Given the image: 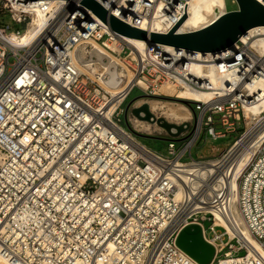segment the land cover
Instances as JSON below:
<instances>
[{
    "label": "built area",
    "instance_id": "built-area-1",
    "mask_svg": "<svg viewBox=\"0 0 264 264\" xmlns=\"http://www.w3.org/2000/svg\"><path fill=\"white\" fill-rule=\"evenodd\" d=\"M36 1L46 2L47 19L34 39L15 45L7 38L28 27L31 1L0 0V16L12 22L0 24V257L7 264H199L176 244L185 226L197 224L215 248L210 264H251L245 234L264 248V137L236 177L199 168H220L241 138L214 160L195 159L191 149L202 130L213 140L238 131L259 101L246 90L264 79V49L252 42L264 30H249L220 52L143 39L137 48L80 2ZM95 1L128 25L166 34L190 0ZM228 12L225 5L216 18ZM154 20L163 31H152ZM91 41L132 74L116 96L102 85L112 83L102 67L108 57ZM91 66L101 73L90 76ZM166 84L211 95L180 99L161 91ZM134 88L144 94L136 106L170 103L190 113L178 120L183 130L167 155L137 137H169L157 123L126 110L128 128L119 123Z\"/></svg>",
    "mask_w": 264,
    "mask_h": 264
},
{
    "label": "bare ground",
    "instance_id": "bare-ground-1",
    "mask_svg": "<svg viewBox=\"0 0 264 264\" xmlns=\"http://www.w3.org/2000/svg\"><path fill=\"white\" fill-rule=\"evenodd\" d=\"M44 3L46 2L31 1L29 3L31 6L29 9L31 22L20 35L12 34L8 36L7 39L12 42V44H20L22 42L32 40L36 37L39 31L38 28L41 27L44 21L47 19V14L45 12V8L43 7ZM224 11V0H190L188 3L186 18L179 25L178 32L184 33L204 28L207 25L211 24L218 14L224 13ZM152 24L154 26V29H158L152 31H163V27L158 20H154ZM257 30H264V26L254 27L250 29L249 33L251 34ZM125 40L126 42H128V44L136 46L137 48H140L144 45L141 39L130 37ZM252 42L255 47L264 49V37H258ZM91 44L96 52H101L108 57V62L102 65V67L106 68L111 74L112 83H102L103 87L112 95H118V93H120L125 88L124 85L120 84L121 78L126 77L130 79L132 76L129 68L126 64H124V61L122 59H119L111 54L100 44L94 41H91ZM108 46L114 50L118 49V46L115 43H110L108 44ZM119 65L123 66V69L119 70ZM84 71H86V73H88L90 76L96 77L97 74L101 73L102 69L100 68V66H91L89 68H85ZM212 80L215 83L217 82L216 78H212ZM161 91L170 96L178 94V98L180 99H190L200 102L206 101L207 98L211 95L209 93H199L189 89L178 90L174 85L170 84L163 85L161 87ZM254 92H257L260 97L258 102H256L252 106H248L246 109L248 119L250 120V124H252L248 128L247 133L234 146L232 151L225 157V159L223 160L225 161V163H223L220 168L209 164L199 168V171L208 172L213 170L219 171L220 169H222L226 173L229 172L230 176L236 177V175L240 173L246 162L251 158L253 151L258 146L260 140L264 137V117H261L264 113V79H256L254 80V83L248 85L246 93L251 94ZM147 104L149 105L150 111L152 113H154L155 110L159 109L161 110L160 114L164 116V118H167L169 122H172L174 124H178V120L190 118L189 111L182 105H174L170 103L158 104L154 102H150ZM143 127L145 128V130L149 129V126L147 124H143ZM192 169V167H186L185 172H192ZM245 241L246 243H249L253 246V248L250 249V255L248 256V260L250 261V263L264 264V248L260 245V243L255 241L247 233L245 234ZM0 264L7 263L0 257Z\"/></svg>",
    "mask_w": 264,
    "mask_h": 264
},
{
    "label": "water",
    "instance_id": "water-1",
    "mask_svg": "<svg viewBox=\"0 0 264 264\" xmlns=\"http://www.w3.org/2000/svg\"><path fill=\"white\" fill-rule=\"evenodd\" d=\"M75 1L88 7L111 27L112 31L127 37L149 40L152 43L171 45L194 52H220L234 45L250 29L264 26V5L257 0H236L237 9L220 15L206 27L179 33L178 27L186 18L184 5V13L166 34L145 31L128 25L111 15L95 0ZM137 101L138 99L129 102L125 109L126 112H130L139 120L157 123L171 137H176L183 130L182 125L170 123L164 118H156L146 102L136 106ZM172 129L177 132H173ZM176 244L199 264H210L214 259L215 248L205 240L202 229L197 224L185 226L178 234Z\"/></svg>",
    "mask_w": 264,
    "mask_h": 264
},
{
    "label": "rangeland",
    "instance_id": "rangeland-1",
    "mask_svg": "<svg viewBox=\"0 0 264 264\" xmlns=\"http://www.w3.org/2000/svg\"><path fill=\"white\" fill-rule=\"evenodd\" d=\"M224 3L228 11L237 9V4L235 0H224ZM2 23L12 25V22L8 15H5L4 17L0 16V24ZM21 28L23 29V27ZM118 67H119L118 68L119 70L123 69L122 68L123 66L119 65ZM143 95L144 94L142 93L141 90L134 88L130 92L128 97L126 98L125 102L123 103L122 105L123 112H121L119 116L120 118L119 123L125 128H128L126 121H125V115H124V110L126 109V106L132 100L139 99ZM261 117H264V113L262 114ZM249 124H250V120L247 118L246 120L243 121V125L238 131L234 132L230 136L217 139V140L210 139L208 136H206L204 130H202L198 140L196 141V143L191 149L192 157L195 159L202 157V158L213 159V160L221 158L222 155L226 153L225 151L227 147L231 144L233 140L238 139V138H241V139L243 138V136L247 133L248 128L252 125V124L250 125ZM137 137L142 143L153 148L154 150L161 152L164 155H167L168 143H169V140L172 139L170 135L169 137H164V136H148V135L141 134V135H137ZM180 146L181 144L179 142H176V148H179ZM188 159H190V157L187 154L184 157V160H188ZM209 224H210L209 222H205L204 226L208 228ZM243 253L244 252H241L240 254H243Z\"/></svg>",
    "mask_w": 264,
    "mask_h": 264
}]
</instances>
